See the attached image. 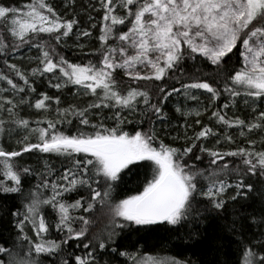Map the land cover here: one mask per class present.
Here are the masks:
<instances>
[{
    "label": "snow or ice",
    "instance_id": "6c2138e0",
    "mask_svg": "<svg viewBox=\"0 0 264 264\" xmlns=\"http://www.w3.org/2000/svg\"><path fill=\"white\" fill-rule=\"evenodd\" d=\"M98 3L96 10L103 11L100 48L92 54L99 59L87 63H72L56 51L78 26L75 17L65 19L48 0H29L21 7L0 4V55H6L9 49L18 51L21 46L39 51L37 66L30 74L14 63L9 65L23 85L0 75V80H6L18 95L0 97V112L8 114L7 121L0 119V136L5 134L6 124L11 126L9 134L12 128L25 132L19 141L24 147L19 151H8L0 145V196L20 200V206L10 210L16 237L0 242V264H117L119 257L124 259L118 264H197L191 259L161 257L139 249L121 250L119 241L137 235L139 239L132 245L135 249L140 240L161 227L169 231L191 228L206 219V213L228 211L230 202L240 204L231 209L230 223L224 225L236 241L235 264H264V136L259 149L255 139H247L249 147L229 151L197 144L210 138H215L216 145L222 140L235 143L227 132L230 128L241 129L242 137L246 136L245 129L247 133L264 132V0ZM91 26L95 28L96 24ZM90 35L83 30L77 33V39ZM79 47L83 49L84 45ZM233 56L238 58L239 67L230 64ZM198 58L210 65L211 71L196 66ZM186 60L193 61L191 73L182 66ZM117 70L133 82L164 81L179 72L180 87H160L161 98L153 103L146 89L122 90L115 78ZM49 74V87L57 92L73 87L74 95L93 100L83 107H61L60 96L41 92L32 103L29 97L36 89L30 77ZM198 92L209 94L213 104L226 96L227 102L209 117L225 129L223 135L204 124L192 137L185 132V140L191 143L183 147L166 143L155 127L156 121L167 120L163 105L174 93L199 103ZM237 98H243V104L255 114L253 119L229 117L222 110L234 108ZM141 104L144 108L140 115L154 120L147 130L126 131L124 125L131 121L124 113L136 114ZM24 105L44 115L30 121L19 114L18 109ZM102 109L114 110V116H101ZM208 110L204 108L203 112ZM176 111L185 118L194 115L195 123L201 124L203 112L199 108L185 111L178 106ZM94 116L99 118L94 121ZM73 119L77 125L70 133L64 126H71ZM105 119H113L114 124L108 126ZM139 123H145V119ZM31 135L35 143L30 142ZM197 147L210 158L207 167L190 162L201 160V155L193 156ZM32 151L65 157L71 166L57 174L45 162L44 171L35 174L30 166H21L15 159ZM133 169H143V178L135 190L119 193ZM32 175L38 182L26 190L24 179ZM252 178L256 180L248 182ZM81 189L87 191V197L69 199ZM233 189L234 194L229 195ZM97 205L105 223L93 231ZM53 230L59 238H52ZM194 235L199 233H187L189 239ZM74 240H87L82 244L87 250L84 255L67 252L65 246Z\"/></svg>",
    "mask_w": 264,
    "mask_h": 264
},
{
    "label": "trees",
    "instance_id": "16d2710c",
    "mask_svg": "<svg viewBox=\"0 0 264 264\" xmlns=\"http://www.w3.org/2000/svg\"><path fill=\"white\" fill-rule=\"evenodd\" d=\"M29 0H0V4L4 6H16L21 7L22 5L28 3ZM48 2L65 18L72 19L75 17L79 24L73 30V33L69 37L65 38L60 46H57L56 51L67 58L72 63H87L89 60L96 62L99 57L93 55L100 48V41L98 37L100 35V24L102 23L103 11L99 9L98 0H75V3H72L71 0H48ZM93 19L90 20L89 17ZM95 23L96 27L92 28V24ZM83 30H88L91 32L90 36L84 37L80 36L77 39V33ZM126 30V28H124ZM47 39V37H45ZM55 44V41H52ZM111 43V41H110ZM79 45H84L83 49ZM39 56V51L32 47L21 46L18 51L12 52L9 49L6 55H0V75H5L8 78L13 79L14 82L23 85V81H20L16 76L15 72L9 67L10 64H16L17 67L25 72L26 74L31 73V69L37 66V61L35 57ZM237 57L233 56L230 64L233 67H239L237 63ZM7 61V63H5ZM183 68L186 73H191L194 71L193 61L186 60L183 63ZM196 66H204L205 71H211L210 65H205V62L198 58ZM58 75V73H57ZM179 72L174 74V78L168 79L165 78L164 81H139L133 82L129 77L125 76L119 71H116L115 78L119 84V87L122 90H126L129 87H140L141 89H146L149 91L152 102L156 103L161 98V93L159 92L160 87H165L170 89L172 86L180 87V84L177 83L179 79ZM49 79L51 75L49 74L46 77H30V82L34 83L36 92L30 94V99L32 103L35 102V99L39 98V93L44 92L49 96H60L61 98V107H67L69 104H76L78 106H85L93 100L90 96L84 95H74L76 89L73 87H68L62 89L60 92H57L56 89L49 87ZM55 82V81H53ZM184 82H187L186 80ZM8 89V91H4ZM199 103L191 99H186L182 94H173L168 98L167 102L163 105V110L167 115V120L161 123L160 121L155 122V127L166 143L172 144L175 147H183L186 143H191V141L185 140V132L189 137L194 136L204 124H208L210 127H213L215 130L223 135L225 129L218 125L214 119L209 120L211 112L217 109H221L222 105L227 102L226 96H221L219 100L215 101L213 104L209 99V94L198 92ZM18 98V95L15 94L10 85L7 84L6 80H0V97L6 98ZM2 102V101H0ZM181 106L185 111L191 109L199 108L202 112L204 108H208L207 112H203V115L199 117L201 124L197 125L195 120L197 117L194 115L188 116L185 118L184 115L178 113L176 108ZM5 107H8L5 105ZM55 107V106H53ZM144 106L141 104L138 107V112L136 114L124 113L127 116V119L131 123H125L124 128L126 131L134 132L135 130H147L150 127L151 121L154 120V117H142L140 115V110ZM228 113L229 117L239 116L241 119L251 120L254 117V113L251 112L250 108H247L243 104V98H237V103L234 108L230 107L229 109H222ZM19 114L30 121H36L41 119L44 115L42 112H38L34 108H30L27 105L22 106L18 109ZM101 116L103 117H113L114 110L102 109L99 110ZM54 116V112L49 116ZM99 117L94 116L93 120L95 121ZM0 119L8 120L7 112H0ZM145 119V123L140 124L139 121ZM105 123L108 126L114 124L113 119H105ZM77 125V121L73 119L71 126H64L65 130L68 132H73ZM185 125H191V127H185ZM35 127V124L32 125ZM6 131L3 136H0V145H2L5 150L8 151H19L24 147L23 143L19 141L23 140L25 132L23 130L16 131L14 128L11 129L9 134L8 129L11 128L10 125H5ZM241 129L239 128H230L227 129L228 134L233 137L235 143H227L222 140L220 145L215 144V138H210L207 141H198L197 144L203 143L206 147H216L221 151L234 150L238 147H249L247 144V139H255L258 141L256 147L259 149L261 144L259 143L264 132H253L247 133L245 129L246 136L242 137L240 135ZM178 137V138H177ZM30 142L35 143L36 138L34 135L30 136ZM201 155L200 161H190L195 162L200 167H207L209 163V157L206 153L201 154L199 147L193 150V156ZM16 161L21 166H30L33 169V173L38 174L44 171V163L47 162L51 169L55 170L57 174L62 172L63 168L70 167L71 161L62 156H56L54 154H43L38 151H32L29 153H23L20 157L15 158ZM229 160L234 158H227ZM144 170L143 169H133L128 176L125 177V182L117 191L119 193L128 194L129 192L135 190L138 182L143 178ZM0 179H3L0 176ZM256 178H252L248 182H254ZM38 182L37 176L32 175L24 179V187L27 190L32 188ZM234 194V189L229 190V195ZM88 196L86 190L81 189L78 193H72L69 195L70 200H75L79 196ZM243 203V202H241ZM20 206V200L15 196H0V242L11 241L16 237V229L14 227V218L10 215V210H15ZM240 204L237 203L233 205L231 202L228 205V211L224 213L217 214L215 212L206 213V219L202 220L199 225H193L189 227H181L175 230L169 231L168 229L161 227L157 231L148 234L145 239L140 240L139 244H136V248H132V245L136 243L139 239L137 235H132L127 239H120V244L123 246L121 250L136 251L139 249L142 253H147L151 255L163 256H176L179 259H191L197 262V264H235L237 260V245L233 236L228 232L224 227L225 224L230 223V211L233 207H239ZM51 210L49 209V212ZM94 218L97 219L96 225L93 228V231L97 230L100 227H103L105 223V218L102 213V209L97 205L94 212ZM27 230V229H26ZM189 231L198 232L199 235H194L191 239L188 238L187 233ZM29 235H32L29 232ZM58 233H55L53 230L52 238H59ZM143 235V234H142ZM84 241H71L66 245V250L69 253H75L77 255H84L87 251L83 249L82 244L86 243ZM77 244L80 246L77 247ZM108 259L107 256L104 257ZM123 257H119V260H123ZM128 264H131L129 261Z\"/></svg>",
    "mask_w": 264,
    "mask_h": 264
},
{
    "label": "rangeland",
    "instance_id": "374dc122",
    "mask_svg": "<svg viewBox=\"0 0 264 264\" xmlns=\"http://www.w3.org/2000/svg\"><path fill=\"white\" fill-rule=\"evenodd\" d=\"M117 71H119V72H121L123 74V72L121 70H117Z\"/></svg>",
    "mask_w": 264,
    "mask_h": 264
}]
</instances>
